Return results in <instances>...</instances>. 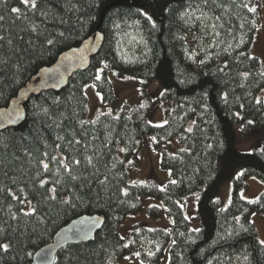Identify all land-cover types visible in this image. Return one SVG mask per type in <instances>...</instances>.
Returning <instances> with one entry per match:
<instances>
[{
    "label": "trees",
    "instance_id": "trees-1",
    "mask_svg": "<svg viewBox=\"0 0 264 264\" xmlns=\"http://www.w3.org/2000/svg\"><path fill=\"white\" fill-rule=\"evenodd\" d=\"M114 1L36 0L33 9L22 0H0V110L61 55L95 34L104 37L88 69L60 91L29 98L24 121L0 133V244L9 246L0 249V264H34V255L63 228L96 215L105 223L94 240L67 246L54 264H121L137 253L143 263L158 264L172 239L169 264H264L252 221L264 215V192L254 201L240 196L248 179L264 183V141L253 152H239L235 131L236 125L245 137L264 131V69L251 55L260 24L258 11H249L255 0H141L148 13ZM105 64L120 78L158 81L175 104L166 124L125 114L88 120V85L105 103H117L106 72L96 79ZM148 136L164 148L161 166L173 177L166 185L132 183L121 156L135 158ZM73 139L81 144L70 146ZM174 141L183 147L178 153L171 150ZM45 152L47 159H80L77 179L56 173L53 164L44 172ZM240 168L243 174L235 176ZM231 178L232 199L223 207L218 196ZM40 180L48 183L41 187ZM190 195L198 201V230L186 213ZM150 197L165 204L171 230L140 223L123 238L120 225ZM27 201L35 209L30 216L24 215ZM150 214L162 211L153 207Z\"/></svg>",
    "mask_w": 264,
    "mask_h": 264
},
{
    "label": "rangeland",
    "instance_id": "rangeland-1",
    "mask_svg": "<svg viewBox=\"0 0 264 264\" xmlns=\"http://www.w3.org/2000/svg\"><path fill=\"white\" fill-rule=\"evenodd\" d=\"M121 2H127L141 9L144 13H148L146 5L143 4L141 0L114 1V3ZM252 8L258 11L260 24L251 50V55L261 60L264 69V0H255L252 4ZM105 72L108 79L113 84L117 103L114 106L105 103L97 87L94 84L88 85L85 89L89 102L88 120L94 121L106 114L114 116L125 114L137 121L149 120L154 126H163L166 124L167 111L174 109L175 104L164 98L163 87L158 81L146 82L139 78H120L114 71L110 70L106 64L100 69L98 75L101 77ZM262 98H264V92ZM235 131L237 151L248 153L262 146L264 141L263 130H255L247 137L243 135L241 125H236ZM170 147L174 153H178L183 148L178 141L172 142ZM163 150L164 148L158 146L154 136H148L140 146L135 158L127 159L123 155V152L121 153L128 167L132 183L153 181L160 185H166L173 181L172 173L169 170L163 169L161 166ZM243 172L244 170L240 168L234 172V175L240 176ZM247 184L248 189L240 193L241 198L245 201L257 200L264 192V183L257 178H250ZM232 193L233 179L231 178L223 184L218 196V200L223 207H227L231 202ZM26 206L29 212L31 210L30 201H27ZM153 207L161 209L162 214L157 217L152 216L150 214V209ZM185 208L192 228L198 230L201 225V219L198 215V201L195 195L186 197ZM252 221L256 224L260 242L264 241V215L254 214L252 216ZM140 223L147 225L150 229L166 228L171 230L173 225L172 219L167 215L165 204L152 197L142 199V209L138 213L131 214L124 220L119 227L120 235L123 238H127L130 235L131 229ZM172 243L173 239L166 249L163 259L158 264H169ZM121 264L147 263H143L138 255H133L124 258Z\"/></svg>",
    "mask_w": 264,
    "mask_h": 264
},
{
    "label": "water",
    "instance_id": "water-1",
    "mask_svg": "<svg viewBox=\"0 0 264 264\" xmlns=\"http://www.w3.org/2000/svg\"><path fill=\"white\" fill-rule=\"evenodd\" d=\"M103 42V35L95 34L79 48L61 55L53 66L43 69L20 91L8 108L0 110V133L24 121V105L29 98L50 90L60 91L68 85L74 74L88 69ZM104 223V218L97 215L73 221L56 235L53 243L34 255V264H54L58 253L67 246L92 242L103 229Z\"/></svg>",
    "mask_w": 264,
    "mask_h": 264
},
{
    "label": "snow or ice",
    "instance_id": "snow-or-ice-1",
    "mask_svg": "<svg viewBox=\"0 0 264 264\" xmlns=\"http://www.w3.org/2000/svg\"><path fill=\"white\" fill-rule=\"evenodd\" d=\"M22 2L26 5V6H30L31 8H36V0H22ZM205 2H207V0H205ZM13 12H18L19 9L13 8L12 9ZM249 11H255V8H249ZM213 27H215V25H213ZM217 35H219V33H217ZM49 43H51V41H49ZM96 79H100V76L97 75ZM259 103V101H257ZM83 123V122H82ZM251 123V122H250ZM189 131H191V129H189ZM58 139H62L60 137H58ZM68 144L71 145H78L81 144V141L78 139H73L68 141ZM61 147V145L57 144L56 148L59 149ZM84 147H87V145H84ZM121 151H123V149H121ZM43 156L46 158L44 160L40 161V164L42 165V170L44 172H48L50 171L49 165L53 164L56 165L55 168V172L59 173L61 170L66 173L72 180H76L77 177L73 174L74 169L78 166L81 165V160L75 157H69V156H65V155H53L51 156L50 159H47L49 154L47 152L43 153ZM87 160V164L88 165H92V157H86L85 158ZM94 166V165H93ZM40 186L43 187L46 183H48V181L46 180H40L39 181ZM50 191L55 192V188L50 189ZM15 199V197H13ZM54 198V197H53ZM35 212V209H32V211L30 212H24V215L26 216H30ZM262 244H264V241L261 242ZM8 245L7 244H0V249H2L3 251L7 252L8 251ZM137 255H139L137 253Z\"/></svg>",
    "mask_w": 264,
    "mask_h": 264
},
{
    "label": "bare ground",
    "instance_id": "bare-ground-1",
    "mask_svg": "<svg viewBox=\"0 0 264 264\" xmlns=\"http://www.w3.org/2000/svg\"><path fill=\"white\" fill-rule=\"evenodd\" d=\"M33 259H34V257H33Z\"/></svg>",
    "mask_w": 264,
    "mask_h": 264
}]
</instances>
